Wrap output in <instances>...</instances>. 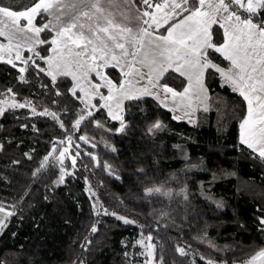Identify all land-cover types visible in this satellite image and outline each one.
Wrapping results in <instances>:
<instances>
[{"label":"trees","instance_id":"16d2710c","mask_svg":"<svg viewBox=\"0 0 264 264\" xmlns=\"http://www.w3.org/2000/svg\"><path fill=\"white\" fill-rule=\"evenodd\" d=\"M32 2L0 0L13 10ZM209 31L214 43L222 39L219 23ZM49 33L40 34L48 43L33 45L42 57L49 51ZM207 55L214 64H229L214 49ZM29 56L44 68L33 52L13 62L16 67L0 60V95L26 105L5 106L0 114V201L15 205L9 210L16 212L0 230V264H145L144 244L137 242L149 236L156 264H231L264 246V158L240 142L244 99L215 69L204 75L208 103L192 122L174 119L144 94L122 100L125 128L117 131L118 121L106 114L98 96L92 97V115L85 113L74 127L80 99L69 91L70 76L58 75L53 82L32 61L23 62ZM103 69L118 80L115 66ZM159 81L180 88L185 78L170 68ZM45 109L58 119L39 115ZM149 119L161 127H147ZM58 144L68 149L63 163L54 156L37 172L43 155ZM59 165H71L63 183L56 180ZM85 176L93 193L86 190ZM159 186L185 192L169 198Z\"/></svg>","mask_w":264,"mask_h":264},{"label":"snow or ice","instance_id":"6c2138e0","mask_svg":"<svg viewBox=\"0 0 264 264\" xmlns=\"http://www.w3.org/2000/svg\"><path fill=\"white\" fill-rule=\"evenodd\" d=\"M189 3L190 0H180V2L171 0V3H169V0H165L162 4H153L151 0H142L144 11L139 15L128 16L126 11L120 12L119 14L124 17L125 21L135 20L138 23L142 21V25H147V27L139 26L135 34L133 28L116 22L113 9H127L128 5H136V0H33L32 5L23 10H13V5L3 6L0 4V23L3 21L8 22L0 28V37L7 36L9 40L8 45L0 44V52H6L9 56L6 62L16 67L11 55L13 51L12 41L18 34L26 36L31 33L36 37L34 43L42 45L48 43V41L39 39L40 34L49 30L50 27L58 26L55 38L50 41L53 45L51 51L55 55L42 57L34 47L28 49L33 52L36 60H44L47 68L36 64L33 56H29L23 62L27 64L32 61L38 71L46 73L52 78L53 82L56 81L58 75H71L77 83L69 91L77 99L80 98L77 97V88L81 92L85 90L80 86L76 73L71 70V65L75 64L78 70L87 65L84 77L87 78V72H95L96 76L103 81L102 84L91 85L92 93L100 95V88L106 87L108 89L109 94L107 96L100 95V99L104 101L101 107L108 109V114L113 120L121 121V126L117 131H123L125 125L120 112L121 98L133 99L134 97L128 94L125 89V82L122 81L117 87L103 75L100 69L106 66L109 56L111 60L118 61L131 55L135 61L137 54L144 48L143 41L146 37L150 38L149 44L156 41L162 42V44H155L154 54L150 60L145 56L144 60L138 61L141 64L147 61L146 66L149 67L148 82L153 84V72L156 73V80L159 81L170 68H173L175 62L176 67L174 70L181 76L187 75L189 80V87L185 88L183 93H177L167 85L163 86V91L171 93L173 99H175L178 95L183 97L190 91L193 75H195L196 83L203 90L205 73L215 69V72L223 77L224 82L232 84L248 102L247 115L240 123V142L257 151L260 157L264 158V0H246V3L245 0H218L216 5H210L213 9L212 13L202 11L205 0H198L200 7L194 9L187 7ZM16 7H19V5ZM153 7L158 12H165V23H168V20H171L174 15L180 16L181 13H185V15L179 23L173 22L168 29L167 36L152 37V32L149 30L152 25L157 28L161 26L156 13L150 11ZM169 8L172 11H165ZM54 9L58 10V14L55 15L56 25L49 22L42 27H37L34 24L37 16L44 13L52 15ZM127 11H130V9H127ZM188 12L191 14H186ZM145 17L148 19H144ZM81 18L91 22L87 25V31H85L86 25L80 22ZM221 19L225 21L220 25L224 28V43L217 46L213 42L209 29L212 24L218 23ZM22 21L26 23L22 24ZM129 43L132 47L131 52L126 47V44ZM14 47L15 59L22 60L21 45L17 43ZM114 49L120 50L119 57L115 54ZM211 49L221 53L225 59L231 61L232 68L225 70L208 59L207 53ZM3 59L4 56L0 55V60ZM129 68L130 71L139 74L141 79L144 78L139 69H134L131 65H129ZM232 69L236 71L233 72ZM25 71L26 68H19L20 73ZM19 79L24 81V76L21 75ZM156 86V84H153V87ZM7 91L11 93L12 89ZM141 93L149 94V89L145 87L141 90ZM56 95L60 96L62 93L57 91ZM85 95H87L86 92ZM113 101L116 103V112L112 109L111 102ZM87 103H90V100ZM25 106V104L16 103L14 99L9 104L10 108H23ZM92 107H95V105ZM4 111L5 109L0 108V114H3ZM32 111L33 114H36L35 108ZM39 115L58 119L55 112H49L47 109ZM91 115V112L87 113V116ZM84 119L85 116L81 115L74 122V127H79ZM174 119H179V117H174ZM60 126L64 127L63 122L60 123ZM152 127L159 128L161 125L157 122ZM149 130L151 131V129ZM80 139L86 140L85 137ZM67 152L68 149L65 148L60 153L61 163H63V157ZM50 156H52L51 152L44 157V161H47ZM44 161L41 162L37 172L44 168ZM13 163L18 164L19 161ZM73 166H75V158H73ZM61 172L62 174L57 183L64 182L63 169ZM35 175L36 172L33 173V176ZM146 191L151 194L158 192L159 189H147ZM10 208H15V205H6L0 201V230L7 227L6 221L10 217L16 215L15 211L9 210ZM118 219L123 220L126 224L134 223V221L125 217H118ZM260 223L264 225V219H261ZM96 231L97 229L93 227L92 232ZM148 239L150 240L151 237L149 236ZM137 243H143V241ZM152 247L151 244L147 246V256L149 258L152 256ZM177 251L184 255L183 248H177ZM148 264H150V260ZM208 264H213V261L209 260ZM246 264H264V248L257 251Z\"/></svg>","mask_w":264,"mask_h":264},{"label":"crops","instance_id":"0c3cea01","mask_svg":"<svg viewBox=\"0 0 264 264\" xmlns=\"http://www.w3.org/2000/svg\"><path fill=\"white\" fill-rule=\"evenodd\" d=\"M151 2L153 4H156V3L162 4L165 2V0H151ZM176 2H180V0H176ZM210 2H215V0H205V5L209 4ZM169 3H171V0H169ZM196 5H199L198 0H190V3H189V5H187V7L190 9H194V8H196ZM211 5L214 6L215 3L211 4ZM127 9H130V11H127ZM127 9L126 8L113 9V13L115 15L116 22L121 23L124 26H128V27L133 28L134 34L138 31L139 26L147 27V25H142V21L139 23L135 20L125 21L124 17L119 14L122 11H126L128 16L139 15L140 13H142L144 11L142 0H136V5H128ZM208 9H209L210 13L213 12V9H212V7H210V5H208ZM20 10H23V9H20ZM150 11L156 13L157 19L159 20L160 25H161L159 28H157L155 25H152V27L149 29L152 32V37L167 36L168 35V29L173 24V22L179 23V21L181 19H183V16L185 15V13H181L180 16L174 15L171 20H168V23H165L164 20L166 19V16H165L164 11L158 12L154 7ZM165 11L170 12V11H172V9L169 8ZM186 14L190 15L191 13L188 12ZM213 15H215V13H213ZM223 15H226V14H223ZM144 19H148V18L145 17ZM218 23H219V25H221V24L225 23V21L223 19H221V20H219ZM149 39L150 38H148V37H146L144 39V41H143L144 48H142L140 50V52L137 54L135 61L133 60L131 55H129L126 58L119 59L118 61L111 60V58L109 56V60H108L109 62L108 63L115 66L120 73V76H119L117 81L113 82L111 79L110 80L115 85H117V87L120 85V83L122 81L125 82V89L127 90L128 94L132 97L144 95L141 93V90L144 89L145 87H147L149 89V94L152 95L162 106L167 108L172 117H179V119H184L188 122H192L196 117L197 111L199 109L205 108L207 106V103H208V93H207V89H206L204 83H203V90H201L200 86L196 83L195 75H193L192 87H191L190 91L183 97L178 95L175 99H173L171 93H165L163 91V86L167 85L169 88H172L173 91H175L177 93H183L184 89L189 87L188 76L187 75L184 76L185 82L180 88H175V87L169 85L168 83L157 81L156 80V73L153 72V84L157 85L156 87H153V84H150L148 82L149 67L146 66L147 61H145L144 64H141L138 62V61L144 60L145 56H147L148 59L150 60L154 54L153 49L155 48V44L156 43L162 44V42H159V41H156L153 44H149V42H148ZM223 43H224V28H222V39L215 44L218 46V45L223 44ZM126 47L129 49V52L132 51V47H131L130 43L126 44ZM114 52L117 55V57H119L120 50L114 49ZM222 56L224 57V55H222ZM157 59H159V57H157ZM129 65H131V67L134 69H139L140 74H142L144 76V78L141 79L139 74L135 73L134 71H130ZM218 66L225 69V70L232 68L231 61H229V64L227 66H220V65H218ZM175 67H176V64L174 62L173 68H171V69L174 70ZM232 70H233V72L236 71L235 69H232ZM106 77L109 79L108 76H106ZM228 84L234 88V86L232 84H230V83H228ZM108 94L109 93H108V89H107L106 96ZM121 99L123 100V98H121ZM243 99H244V97H243ZM111 103H112V106L116 104L114 101ZM244 103H245L244 114L240 118V120L238 121V126H237L238 127L239 140H240V123L244 119V117L247 115V112H248V102L245 99H244ZM261 219H264V216H262L260 218V220ZM262 248H264V246ZM255 253L249 255V257L250 256L252 257Z\"/></svg>","mask_w":264,"mask_h":264},{"label":"rangeland","instance_id":"374dc122","mask_svg":"<svg viewBox=\"0 0 264 264\" xmlns=\"http://www.w3.org/2000/svg\"><path fill=\"white\" fill-rule=\"evenodd\" d=\"M214 3L216 5V3H218V0H215V2H210L209 4L205 5L203 7L202 11L209 12L208 5H211V4H214ZM245 3H246V0H245ZM27 7H30V4ZM196 7H200V5H196ZM45 14H46V17H45V19L41 23H34V24L37 27H42L44 24L49 23V22H51L53 25H56L55 15L58 14V10H55L54 9L52 15H49L48 13H45ZM80 22L81 23H84L86 25L85 31H87V25L89 23H91V22L88 21V20H86L85 18H81ZM6 23H8V22L7 21H3L2 23H0V28H2L4 26V24H6ZM21 23L23 24V23H26V22H21ZM101 23H103V21H101ZM57 30H58V26L57 27H50V29L47 30V31H50V33L48 34V37H47L49 39V41H51L53 38H55V34H56V31ZM38 38L41 39L40 36ZM35 39H36V37H34L31 33L27 34L26 36L24 34H18L17 37L15 39H13V41H12L13 51H12L11 59L13 60L14 63H15V61H17L15 59V47L14 46L17 43H19L21 45L20 52H21L22 58H24L27 55L31 54V51H29L28 49L30 47H33V45L35 44L34 43ZM8 43H9V40H8L7 36L0 37V44L8 45ZM23 48H25L27 50V54L26 55L25 54H22ZM52 48H53V45L50 43L49 44V47H48V50L49 51L43 57H49V56L55 55L51 51ZM76 50H79V49H76ZM0 55H3L4 56V59H6V60L9 59V56H8V54L6 52H0ZM108 62L109 61H107V64H109ZM44 68H47V65H46L45 61H44ZM71 70L76 73L77 78H78L79 83H80V86L82 88H84V90H85L84 92H81L80 89L77 88L78 96L80 97L79 98L80 99V105H79L77 117L75 119V121H76L77 119H79V117L81 115H84L85 113L91 111L94 108V107H92L93 105H95L93 103V101H92V97L93 96H98L100 98V95L106 96L107 88L105 87L106 90H105L104 93H101L100 90H99L100 95L93 94L92 93V89H91V85L98 84V83L99 84H102L103 83V81H101L99 79V77L96 76V73L95 72H87V78H85L84 77V72L87 71V65H85L83 69H79L78 70L76 68V65L73 64V65H71ZM100 71L103 73L104 76H107V74L105 73L103 67L100 69ZM69 76L71 78V88H73L76 85L77 81L73 80V78H72L71 75H69ZM109 80H110V78H109ZM85 92L87 93V95H85ZM13 99L17 103V98H15L13 96H10L8 94L0 95V108H3L5 106H8L12 102ZM89 100H90V103H87ZM5 101H7V103H5ZM99 103L102 105L104 103V101H102L100 99V102ZM104 109H105L106 114H108V109L107 108H104ZM112 109H113L114 112L117 111L116 104L112 106ZM120 112H121V115L123 116V106H122V104L120 105ZM108 116H109V114H108ZM117 121H118L117 128H120L121 121L120 120H117ZM155 122H156L155 119L154 120L153 119H151V120L149 119V120L145 121V125L147 127H149V128H152V126L154 125ZM59 141L60 140L58 138L55 139V141L53 142V145L55 143H59ZM58 145H59V147L56 150L52 149V147H51V149L47 153H45L43 155L41 161H44V157L45 156H48V154L50 152L52 153V156H50L47 161H49L50 159H52L54 156H57V158L60 159V153L63 152V147H62L61 144H58ZM47 161H44V163H46ZM70 166L71 165H69L68 167H65V166L59 165L58 174L56 176V180H58L59 177H60V175L62 174L61 170L63 169V171L66 172L70 168ZM84 181H85L86 190H88L89 193H93V188L90 185L89 180H88V178L86 176L84 177ZM158 188L162 189L165 192V194L167 195V197H169V198L171 196L183 195L184 192H185L184 191V187L173 188V187H168V186H166V187L159 186ZM143 244H144V249H145V253H146V256H145V264H148V261L149 260H150V264H156V262L154 261V259L152 258V256L150 258L147 256V251H148L147 246L149 244H151V243L148 241V239H145V241H143ZM250 257L247 256L246 258H244V259H242L240 261L232 262L231 264H246V262L250 259Z\"/></svg>","mask_w":264,"mask_h":264}]
</instances>
